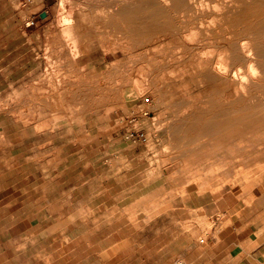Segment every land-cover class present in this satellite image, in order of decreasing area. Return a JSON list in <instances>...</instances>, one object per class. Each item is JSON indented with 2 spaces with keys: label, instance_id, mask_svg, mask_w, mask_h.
Listing matches in <instances>:
<instances>
[{
  "label": "rangeland",
  "instance_id": "rangeland-1",
  "mask_svg": "<svg viewBox=\"0 0 264 264\" xmlns=\"http://www.w3.org/2000/svg\"><path fill=\"white\" fill-rule=\"evenodd\" d=\"M82 1L0 0V264H86L113 238L127 264H264V60L234 45L262 42L264 0Z\"/></svg>",
  "mask_w": 264,
  "mask_h": 264
},
{
  "label": "bare ground",
  "instance_id": "bare-ground-1",
  "mask_svg": "<svg viewBox=\"0 0 264 264\" xmlns=\"http://www.w3.org/2000/svg\"><path fill=\"white\" fill-rule=\"evenodd\" d=\"M65 1V0H64ZM86 1V0H85ZM85 1H82V2H85ZM96 1V0H95ZM94 1V2H95ZM108 1V0H107ZM111 1V0H110ZM113 1V0H112ZM116 1H118V0H116ZM121 0H119V2H120ZM141 1V0H140ZM147 2H148V0H146ZM171 1V2H170ZM169 2H170V4H171V6H172V10L174 11V12H176V13H179V12H186L185 14L186 15H188V13H192V12H197V10L199 9V5H197L201 0H199V2H197V1H195V0H170ZM207 1V0H206ZM205 1V2H206ZM251 1V0H250ZM249 1V2H250ZM254 1V0H253ZM70 2H71V0H70ZM89 2H90V0H89ZM99 2V1H98ZM100 2H102V1H100ZM104 2H105V0H104ZM119 2H116L117 4H115V5H118V4H120ZM125 2H126V0H125ZM136 2V1H135ZM143 2V1H142ZM145 2V1H144ZM235 2V1H234ZM69 3V2H68ZM72 3V2H71ZM92 3V2H91ZM105 3H108V2H105ZM111 3V2H110ZM115 3V2H114ZM113 3V4H114ZM121 3H123V1H121ZM138 3V2H137ZM154 3V2H153ZM200 3H202V2H200ZM208 3V2H207ZM211 3V2H210ZM217 3V2H216ZM215 3V5L214 6H219V5H217ZM253 3V2H252ZM94 4H96V3H94ZM101 4V3H100ZM109 4V3H108ZM148 4V3H147ZM155 4V3H154ZM214 4V3H213ZM212 4V5H213ZM236 4V3H235ZM70 5V4H69ZM97 5V4H96ZM95 5V6H96ZM139 5H140V3H139ZM158 6H160L159 4H157ZM201 5V4H200ZM207 5H209V4H207ZM206 5V6H207ZM220 5H222V4H220ZM74 6V5H73ZM72 6V7H73ZM101 6V5H100ZM120 6H121V4H120ZM119 6V7H120ZM123 6V5H122ZM141 6V5H140ZM162 6V5H161ZM224 6V5H223ZM226 6H227V4H226ZM91 7V6H90ZM89 7V8H90ZM99 7V6H98ZM110 7V6H109ZM113 7V6H112ZM124 7H127L128 8V6H124ZM130 7H132V6H130ZM129 7V8H130ZM142 7V6H141ZM150 7H152V5L150 4ZM154 7V6H153ZM201 8H204L202 5L200 6ZM209 6H207V8H208ZM215 7V8H216ZM249 7H250V4H249ZM75 8V7H74ZM77 8V7H76ZM97 8V7H96ZM140 8V7H139ZM138 8V9H139ZM145 8V7H144ZM148 8V7H147ZM146 8V9H147ZM214 8V9H215ZM226 8H228V7H226ZM233 8V7H232ZM239 8V7H238ZM91 9H93V6L91 7ZM102 9V8H101ZM111 10H112V8H110ZM115 11L117 10V8L115 9V8H113ZM131 9V8H130ZM130 9H128V10H130ZM133 9V8H132ZM132 9H131V13H133L132 12ZM146 9H144V10H146ZM152 9V8H151ZM151 9H148L149 11L151 10ZM165 9V8H164ZM169 9V8H168ZM219 9H221V8H219ZM94 10V9H93ZM92 10V11H93ZM99 10H100V7H99ZM99 10H97L96 11V9H95V12H99ZM121 10H125V8H122L121 7ZM121 10L119 11V9L117 10V11H119L120 12V14H121V17H123L122 16V13L124 12H122L121 13ZM154 10V9H153ZM153 10H151V11H153ZM155 10H157V9H155ZM155 10L153 11V16H155V14L157 13V12H155ZM161 10H163V7H162V9ZM160 9L158 10V11H161ZM171 10V9H170ZM210 10V9H209ZM217 10H218V7H217ZM116 11V12H117ZM126 11V10H125ZM137 11V10H136ZM138 11H141V10H138ZM138 11L137 12H135V14L136 13H138ZM151 11H150V13H151ZM166 11H168V10H166ZM202 11H203V9H202ZM219 11V10H218ZM231 11V10H230ZM237 11H238V9H237ZM239 11H241V10H239ZM238 11V12H239ZM71 12V11H70ZM101 12H102V10H101ZM110 12V11H109ZM108 12V13H109ZM142 12V11H141ZM141 12H140V14H141ZM146 12V11H145ZM164 12V11H163ZM201 12V11H200ZM227 12H228V10H227ZM244 12H245V10H244ZM252 12L253 13H255L256 14V16H258L259 18H261V20L262 21H264V5H262V4H260V5H255L254 4V8L252 9ZM251 12V13H252ZM103 13V12H102ZM118 13V12H117ZM115 14V15H119V14ZM150 13H149V15H150ZM167 13V12H166ZM171 13H173L172 11H171ZM231 13V12H230ZM232 13H234V12H232ZM240 13H242V11L240 12ZM71 14V13H70ZM93 14V13H92ZM91 14V15H92ZM95 14V13H94ZM128 14V13H127ZM126 14V15H127ZM168 14V13H167ZM167 14H166V16H167ZM170 14V13H169ZM228 14H229V12H228ZM238 14V13H237ZM96 15V14H95ZM128 15H131V14H128ZM142 15V14H141ZM201 15V14H200ZM240 15V14H239ZM72 16V15H71ZM97 16V15H96ZM108 16H110L109 14H108ZM139 16V15H138ZM146 16H147V14H146ZM164 16H165V13H164ZM172 16V15H171ZM234 16H235V14H234ZM248 16V15H247ZM253 16V15H252ZM255 16V15H254ZM255 16V17H256ZM68 17V16H67ZM93 17V16H92ZM101 17V16H100ZM103 17V16H102ZM113 17V16H112ZM145 17V16H144ZM144 17H142V19L144 20V21H142L143 23L145 22V18ZM150 17H151V19H152V15H150ZM157 17V16H156ZM160 17H161V15H160ZM197 17V16H196ZM212 17V16H211ZM231 17V16H230ZM66 18V17H65ZM69 18H70V16H69ZM73 18V17H72ZM159 18V17H158ZM219 18V17H218ZM228 18V17H227ZM248 18V17H247ZM263 18V19H262ZM60 19V18H59ZM75 19V18H74ZM130 19V18H129ZM150 19V20H151ZM153 19H154V21H158V20H156L154 17H153ZM152 19V20H153ZM161 19V18H160ZM167 19V18H166ZM175 19H177V18H175ZM255 19H257V18H255ZM114 20V19H113ZM117 20V19H116ZM165 20V19H164ZM178 20V19H177ZM209 20H211V19H209ZM245 20H246V18H245ZM110 21V20H109ZM130 21V20H129ZM160 21V20H159ZM176 21V20H175ZM213 21V20H212ZM219 21V20H218ZM252 21V20H251ZM254 21H256V20H254ZM262 21H260V22H262ZM70 22V21H69ZM85 22V21H84ZM98 22V21H97ZM101 22V21H100ZM112 22V21H111ZM114 22H116V21H114ZM121 22V21H120ZM122 22H124V21H122ZM148 22H149V19H148ZM153 22V21H152ZM151 22V23H152ZM162 22H164L163 21V19H162ZM172 23H173V21H171ZM211 22V21H210ZM215 22V21H214ZM258 22H259V20H258ZM117 23V22H116ZM129 23V22H128ZM153 23H155L156 24V22H153ZM161 23V22H160ZM168 23V22H167ZM170 23V22H169ZM202 23V22H201ZM211 23H213V22H211ZM256 23V22H255ZM70 24V23H69ZM74 24V23H73ZM79 24V23H78ZM105 24V23H104ZM127 24V23H126ZM133 24V23H132ZM135 24V23H134ZM146 24V23H145ZM150 24V23H149ZM161 24H163V23H161ZM186 24H187V21H186ZM219 24V23H218ZM239 24V23H238ZM66 25V24H65ZM137 25H139V23L137 24ZM146 25H148V24H146ZM164 25V24H163ZM175 25V24H174ZM179 25V24H178ZM189 25V24H188ZM68 26V25H67ZM113 26V25H112ZM114 26H116L115 24H114ZM125 26V25H124ZM140 26V25H139ZM139 26H137V28L139 27ZM150 26V25H149ZM156 26H158V25H156ZM168 26V25H167ZM190 26V25H189ZM225 26V25H224ZM101 27V26H100ZM119 27V26H118ZM163 27V26H162ZM164 27H165V25H164ZM175 27L177 28V25H175ZM221 27V26H220ZM249 27V26H248ZM70 27L68 26V28L67 29H69ZM72 28H73V26H72ZM80 28V27H79ZM127 28V27H126ZM142 28V27H141ZM159 28H161L160 27V24H159V27H158V29ZM213 28V27H212ZM233 28V27H232ZM253 28V27H252ZM259 28V27H258ZM257 28V29H258ZM263 28V27H262ZM74 29V28H73ZM73 29H72V31H73ZM99 29H101V28H99ZM157 29V28H156ZM157 29V31H159ZM174 29V28H173ZM180 29V28H179ZM223 29V28H222ZM228 29V28H227ZM115 30V29H114ZM143 30V29H142ZM178 30V29H177ZM196 30V29H195ZM224 30V29H223ZM255 30H256V28H255ZM97 31V30H96ZM99 31V30H98ZM147 31V30H146ZM150 31V30H149ZM174 31H176V30H174ZM193 31V30H192ZM261 30H258V32H260ZM69 32V31H68ZM119 32V31H118ZM177 32V31H176ZM205 32H207V31H205ZM239 32H241V31H239ZM252 32H254V31H252ZM257 32V31H256ZM256 32H254V34H255V36L257 37V35H256ZM258 32H257V34H258ZM70 33V32H69ZM96 33V32H95ZM187 33V32H186ZM226 33V32H225ZM71 34V33H70ZM119 34V33H118ZM121 34H122V32H121ZM158 34V33H157ZM185 34V33H184ZM210 34V33H209ZM212 34V33H211ZM260 34H264V33H260ZM72 35V34H71ZM152 35V34H151ZM206 35V34H205ZM220 35V34H219ZM229 35V34H228ZM244 35V34H243ZM100 36V35H99ZM112 36V35H111ZM114 36V35H113ZM143 36V35H142ZM141 36V37H142ZM218 36V35H217ZM246 36V35H245ZM249 37L248 39H249V41H248V39H246V38H238L237 37V39L235 40V44L234 45H236V46H240L241 48H242V52H244L245 54H248V56L250 55H255V60L254 61H256V62H262V60H264V39L262 40V42H260V43H256L257 41H254L255 39H256V37ZM115 37H118V36H115ZM123 37H125V36H123ZM122 37V38H123ZM149 37H151V36H149ZM243 37V36H242ZM81 38V37H80ZM112 38V37H111ZM145 38V37H144ZM228 38V37H227ZM226 38V39H227ZM84 39V38H83ZM126 39V38H125ZM124 39V40H125ZM148 39V38H147ZM159 39V38H158ZM157 39V40H158ZM205 39V38H204ZM209 39V38H208ZM259 39V38H258ZM132 40V39H131ZM149 40H151V38L149 39ZM231 40V39H230ZM244 40H246L247 42H244ZM101 41H103V39L101 40ZM100 41V42H101ZM123 40H121V42H122ZM126 41V40H125ZM127 41H129L130 42V40H127ZM163 41V40H162ZM205 41V40H204ZM208 41V40H207ZM129 42H127V43H129ZM188 42V41H187ZM201 42V41H200ZM139 43H141V42H139ZM232 43V42H231ZM142 44V43H141ZM102 45V44H101ZM207 45V44H206ZM211 45V44H210ZM104 46V45H103ZM140 46V45H139ZM187 46V45H186ZM160 47H162V46H160ZM207 47V46H206ZM211 47V46H210ZM217 47V46H216ZM225 47V46H224ZM104 48V47H103ZM108 48V47H107ZM159 48V47H158ZM202 48V47H201ZM203 48H205V47H203ZM208 48V47H207ZM212 48H214V47H212ZM225 48H227V47H225ZM232 48V47H231ZM206 49V48H205ZM211 49V48H210ZM233 49V48H232ZM157 50V49H156ZM192 50H194V49H192ZM204 50V49H203ZM207 50V49H206ZM213 50V49H212ZM218 50V49H217ZM165 51V50H164ZM198 51V50H197ZM208 51V50H207ZM213 51H215V50H213ZM220 51V50H219ZM219 51H217L218 53H219ZM227 51H229L228 49H227ZM226 51V52H227ZM202 52H205V51H202ZM209 52V51H208ZM222 52H225V51H222ZM207 52H205L204 54H206ZM210 53V52H209ZM212 53V52H211ZM217 53V54H218ZM174 54V53H173ZM201 54V53H200ZM217 54H215L216 56H218V55H220V53L217 55ZM222 54V53H221ZM223 54H225V55H229V54H231V53H223ZM201 55H203V53L201 54ZM210 55V54H209ZM75 56V55H74ZM139 56V55H138ZM172 56V55H171ZM190 56V55H189ZM137 57V56H136ZM203 57V56H202ZM220 57V56H219ZM227 57V56H226ZM225 57V58H226ZM153 58V57H152ZM221 59V58H220ZM227 59L229 60V58L227 57ZM231 59V58H230ZM240 59V58H239ZM245 59H246V57H245ZM159 60V59H158ZM161 60V59H160ZM225 60V59H224ZM153 61V60H152ZM155 61V60H154ZM253 60H250V62H252ZM75 62V61H74ZM149 62H150V60H149ZM162 62V61H161ZM174 62V61H173ZM223 62V61H222ZM226 62V61H225ZM229 62V61H228ZM238 62H241V61H238ZM249 62V61H248ZM248 62H246V64L245 65H249L248 64ZM145 63V62H144ZM147 63V62H146ZM145 63V64H146ZM213 63V62H212ZM230 63V62H229ZM131 64V63H130ZM137 64V63H136ZM159 64H161V63H159ZM164 64V63H163ZM172 64V63H171ZM216 64V63H215ZM215 64H213V65H215ZM232 64V63H231ZM150 65V64H149ZM166 65V64H165ZM168 65V64H167ZM218 65H219V60H218ZM232 65H234V64H232ZM153 66V65H152ZM263 66V65H262ZM158 67V66H157ZM216 67H218L217 65H216ZM221 67H223V66H221ZM221 67H218V69H220ZM238 67H240V68H242L241 66H238ZM248 67V66H247ZM198 68V67H197ZM200 68V67H199ZM249 68V67H248ZM253 68L254 67H252V71H255L257 68H255L254 70H253ZM263 68V67H262ZM213 69H215V68H213ZM223 69V68H222ZM225 69V68H224ZM223 69V70H224ZM243 69V68H242ZM250 69V68H249ZM249 69H247V72L249 71ZM260 69V68H259ZM258 69V70H259ZM159 69H157V71H158ZM222 70V71H223ZM236 70H237V68H236ZM235 70V71H236ZM161 71H162V69H161ZM160 71V72H161ZM167 71V70H166ZM226 71V70H225ZM242 70H240V72H241ZM250 71H251V69H250ZM252 71H251V73H252ZM194 72V71H193ZM205 72V71H204ZM218 72V71H217ZM263 72V71H262ZM157 73V72H156ZM174 73V72H173ZM229 73H232V72H229ZM236 73H239V72H236ZM246 73V72H245ZM250 73V72H249ZM248 73V74H249ZM255 73V72H254ZM256 73H257V71H256ZM264 73V72H263ZM220 74H222V73H220ZM240 74V73H239ZM247 73H246V75H248ZM164 75V74H163ZM205 75V74H204ZM224 75V74H223ZM228 75V74H227ZM242 75H244V74H241V77H242ZM258 75V74H257ZM159 76V75H158ZM217 76H219V75H217ZM226 76V75H225ZM224 76V77H225ZM239 77H240V75H238ZM237 76V77H238ZM251 76V75H250ZM252 76H254V74H252ZM261 76V75H260ZM183 77V76H182ZM238 77V78H239ZM240 77V78H241ZM247 77V76H246ZM256 77V76H255ZM153 78V77H152ZM200 79V78H199ZM205 79V78H204ZM219 79V78H218ZM222 79V78H221ZM246 79V78H245ZM170 80V79H169ZM183 80V79H182ZM192 80V79H191ZM216 80V79H215ZM229 80V79H228ZM234 80V79H233ZM240 80V79H239ZM244 80V79H243ZM251 80V79H250ZM255 80V79H254ZM227 81V80H226ZM256 81V80H255ZM160 82V81H159ZM171 82V81H170ZM194 82V81H193ZM241 82V81H240ZM246 82V81H245ZM180 83V82H179ZM199 83H200V85H201V83L202 82H200L199 81ZM183 84V83H182ZM251 85V84H250ZM261 85V84H260ZM263 86V85H262ZM74 87H75V85H74ZM222 87V86H221ZM247 87V86H246ZM253 87H255V86H253ZM76 88V87H75ZM181 88V87H180ZM183 88V87H182ZM225 88H227V87H225ZM224 88V89H225ZM229 88V87H228ZM241 88V87H240ZM77 89V88H76ZM78 90V89H77ZM261 90V89H260ZM212 91V90H211ZM237 90L235 89V92H236ZM77 92V91H76ZM75 92V93H76ZM80 92V91H79ZM213 92V91H212ZM252 92V91H251ZM250 92V93H251ZM254 92V91H253ZM60 94V93H59ZM82 94V93H81ZM173 94V93H172ZM210 94V93H209ZM236 94H237V96L238 95H240V94H238V92H236ZM244 94H247L246 92L244 93ZM72 95H76V94H74V93H72ZM78 95V94H77ZM253 95V94H252ZM256 95V94H255ZM259 95V94H258ZM160 96V95H159ZM250 96V95H249ZM59 97H60V95H59ZM78 97V96H77ZM224 97V96H223ZM238 97H240V96H238ZM226 98V97H225ZM228 99V98H227ZM248 100V99H247ZM251 100V99H250ZM241 101V100H240ZM239 103V102H238ZM242 103V102H241ZM250 103H252V102H250ZM227 104V103H226ZM234 104H235V101H234ZM255 104H257V102L255 103ZM225 106V105H224ZM228 108V107H227ZM233 109V108H232ZM237 109H239V108H237ZM237 109H236V111H237ZM197 110H198V108H197ZM200 110H201V108H200ZM239 111V110H238ZM237 111V113H239V112H241V111H239L238 112ZM232 112H234V109H233V111ZM243 113V112H242ZM245 113V112H244ZM250 113V112H249ZM248 114V113H247ZM251 115V114H250ZM253 115H254V113H253ZM258 115V114H257ZM244 116H246V115H244ZM259 116H260V114H259ZM258 116V117H259ZM262 116H264V115H262ZM255 117H256V115H255ZM251 118H254V117H251ZM260 118H261V116H260ZM263 118V117H262ZM246 119V118H245ZM250 119V118H249ZM235 121H236V119H235ZM251 121V120H250ZM261 121V120H260ZM221 123V122H220ZM213 125V124H212ZM214 125H215V123H214ZM220 125V124H219ZM250 125H252V124H250ZM211 127V126H210ZM215 127V126H214ZM252 127V126H251ZM216 129V128H215Z\"/></svg>",
  "mask_w": 264,
  "mask_h": 264
},
{
  "label": "crops",
  "instance_id": "crops-1",
  "mask_svg": "<svg viewBox=\"0 0 264 264\" xmlns=\"http://www.w3.org/2000/svg\"><path fill=\"white\" fill-rule=\"evenodd\" d=\"M253 194L254 195H264V192L262 191L261 193H258L257 191H254ZM216 209L217 210L212 212V214L210 216H217L219 214L220 208H216ZM248 239L243 240L246 243V245H249L251 242V240H248ZM220 242L221 241H217L215 244H219ZM100 243H101V241H99V243L97 245L98 247H100ZM263 245H264V242L259 244L258 246H256L255 250L261 248ZM188 246H190V245H184L183 247H181L178 250V253H181V255H182L181 258H179V260L184 261V262H187L186 260H189V262L192 264L201 263V259L203 258V255H204V253L201 252V249H197L200 252L198 251L197 254L195 256H193V259L191 260L189 258V255H190L189 250L190 249H188ZM227 246H230V244ZM103 247H104V251L101 250V251H103V254L98 253L97 256L89 257L91 254L89 252V256H88L86 264H122V263H120L121 261H125V263L127 264L128 262L133 261L134 258H136V255H133L130 257H124V258L120 257V260L117 262V258H119V257H117V239H115V238H113V241H107V244L104 245ZM233 254H234V252H231L219 261H218L217 257H210V259L204 263H214L215 261H218L221 264H233V262H232L233 261ZM152 256H153V253H152V255L149 256V258H152ZM149 261H150V259H149Z\"/></svg>",
  "mask_w": 264,
  "mask_h": 264
},
{
  "label": "built area",
  "instance_id": "built-area-1",
  "mask_svg": "<svg viewBox=\"0 0 264 264\" xmlns=\"http://www.w3.org/2000/svg\"><path fill=\"white\" fill-rule=\"evenodd\" d=\"M33 23V21H32ZM145 104L150 103V98L145 97L144 99ZM151 115V111L147 110L146 108L142 107L139 113H134L127 117L126 121V129H125V137L131 141H145L147 139L146 132L143 129L137 127V123L140 117H147Z\"/></svg>",
  "mask_w": 264,
  "mask_h": 264
},
{
  "label": "water",
  "instance_id": "water-1",
  "mask_svg": "<svg viewBox=\"0 0 264 264\" xmlns=\"http://www.w3.org/2000/svg\"><path fill=\"white\" fill-rule=\"evenodd\" d=\"M41 17H44V13H42Z\"/></svg>",
  "mask_w": 264,
  "mask_h": 264
}]
</instances>
